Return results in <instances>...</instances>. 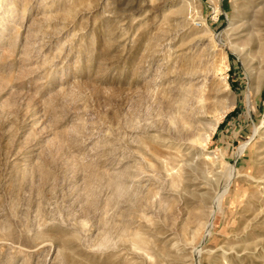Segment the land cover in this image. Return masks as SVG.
Returning <instances> with one entry per match:
<instances>
[{"label":"rangeland","instance_id":"rangeland-1","mask_svg":"<svg viewBox=\"0 0 264 264\" xmlns=\"http://www.w3.org/2000/svg\"><path fill=\"white\" fill-rule=\"evenodd\" d=\"M0 264H264V0H0Z\"/></svg>","mask_w":264,"mask_h":264}]
</instances>
